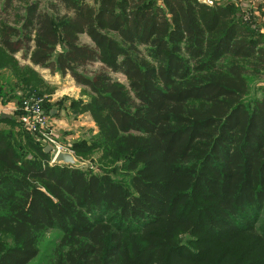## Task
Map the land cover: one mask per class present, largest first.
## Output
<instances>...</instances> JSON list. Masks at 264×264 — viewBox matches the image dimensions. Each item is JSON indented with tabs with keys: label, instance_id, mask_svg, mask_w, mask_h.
<instances>
[{
	"label": "trees",
	"instance_id": "1",
	"mask_svg": "<svg viewBox=\"0 0 264 264\" xmlns=\"http://www.w3.org/2000/svg\"><path fill=\"white\" fill-rule=\"evenodd\" d=\"M0 18V104L43 97L40 66L68 73L86 97L58 111L95 126L62 137L88 162L79 167L51 162L19 107L0 114V264H31L48 230L60 236L46 264H264V24L254 8L0 0ZM54 108L43 102L45 114Z\"/></svg>",
	"mask_w": 264,
	"mask_h": 264
},
{
	"label": "rangeland",
	"instance_id": "2",
	"mask_svg": "<svg viewBox=\"0 0 264 264\" xmlns=\"http://www.w3.org/2000/svg\"><path fill=\"white\" fill-rule=\"evenodd\" d=\"M41 1L44 2V0H41ZM223 1H225V0H223ZM249 17L250 16H246V19H250ZM82 39L87 41L86 37H83ZM16 58L19 59L20 58V54H18ZM21 64L24 65V64H28V63H25V62L21 61ZM97 66H98V64H95L94 68L97 67ZM33 69L38 72L39 76L44 81L43 84L45 85V87L43 89L44 95H43V97H41V99H42V102L40 103L41 107H43V102L45 100H46V102L53 103L55 106H57L59 108L60 107L59 102H61L65 98L67 99L66 100V105L67 106H68V104H69L71 99H82V100L86 99V97L83 96V94H82V91H81L82 88L75 83L73 78L68 73L67 74H61L58 71H50L49 69H46V68H43V67H40V66H33ZM114 75L120 81H122V82L126 81L125 78L121 74H114ZM25 100H27V99H25ZM13 103L15 104V102H13ZM0 105H2V104H0ZM3 106H5V105H3ZM6 106H8V107L4 108V111H2L0 113L1 114L5 113L7 115L13 114L14 111H15V110H12V108H11L13 105L12 104H10V105L6 104ZM17 107L20 108V110L22 111V115L23 116L27 115V113L24 112L23 106L21 104L17 105ZM17 115H18V113H17ZM47 117H48L47 118L48 119L47 120L48 127L51 130V132L54 134L53 137H55L58 141H60L61 143H63L64 145L67 146L66 142H64L62 140V137H63V139H66L64 137L65 134L61 135L62 131H64V128L60 127V129H62V131L59 132V130L55 127V124H53L54 122H52L49 119V116H47ZM67 118H68L69 121H71V120L73 121L74 119H75L74 120L75 122L81 121L82 123L86 124L85 127H90V126L92 127V121L93 120L89 117L88 114H79V115H77L75 117H73L71 115L70 116L67 115ZM87 125H89V126H87ZM78 126H73V127L77 128ZM72 130L75 131L74 128H72ZM80 130H82V132H83L82 136L87 135L90 131H93L92 128H88L85 131L83 128L79 127V131ZM67 131H69V130H67ZM35 137H36V135H35ZM81 137H77V138H81ZM74 139H76V138H74ZM69 140H71V138ZM73 140H72V142H73ZM46 142H47V140H45V144H46ZM72 153L74 154L73 150H72ZM77 160L80 163L79 167H82V166L88 164V162L81 161L78 158H77ZM59 236H60V232L58 230H48V231H46L43 234V237H42L41 242H40L39 255L31 264H46L48 259H49V257H50L53 245L58 241V237Z\"/></svg>",
	"mask_w": 264,
	"mask_h": 264
},
{
	"label": "built area",
	"instance_id": "3",
	"mask_svg": "<svg viewBox=\"0 0 264 264\" xmlns=\"http://www.w3.org/2000/svg\"><path fill=\"white\" fill-rule=\"evenodd\" d=\"M208 3H211V0H205ZM42 102L41 98L37 99H27L24 100L21 105L23 106L24 112L27 113V115L23 116L24 125L25 127L36 135L37 139L44 144V146L50 145L51 146V162H53V159L55 155L62 151H68L72 153V150L69 149L66 145L58 141L54 136V134L51 132V130L48 127L47 122V114L43 112V109L40 105ZM11 107L12 110H16L17 106L16 104H12ZM8 106L0 105V110L4 111V108ZM45 140H47L45 144Z\"/></svg>",
	"mask_w": 264,
	"mask_h": 264
},
{
	"label": "crops",
	"instance_id": "4",
	"mask_svg": "<svg viewBox=\"0 0 264 264\" xmlns=\"http://www.w3.org/2000/svg\"><path fill=\"white\" fill-rule=\"evenodd\" d=\"M241 1H244L245 4H247L251 8H254L255 9V13H256V15L258 17V20L260 22H263V24H264V0H241ZM8 11L10 12L9 9H8ZM9 12L5 14V17H6L7 20H9V24H13L14 18L9 17V14H10ZM4 13H1V15L3 16ZM4 21H5V18H4ZM19 24H20V22H17V24H15V25L18 26ZM262 31L264 32V26L262 27ZM10 104H14V103L12 102V103H9L7 105H10ZM57 108L58 107L55 106V108L53 109L55 111L51 110L53 112L50 113L49 119L52 122H54L53 124H55V127L59 130V132L62 131V129H60V127H63L64 128V131H62V134L61 135L65 134L64 137L66 139H70V138L71 139H74V138H77V137H81L82 134H83V132H82V130L79 131V127L83 128L85 131L88 128H92L93 130H95V126H94V122L93 121H92V127L91 126L90 127H85L86 124L82 123L81 121L75 122L74 121L75 119L73 121L72 120L69 121L68 120L69 117L67 118V115H65L64 111H62V110L58 111ZM0 112H2V111L0 110ZM73 126H78V127L76 128V127H73ZM87 126H89V125H87ZM72 128H74L75 131H73ZM67 130H69V131H67Z\"/></svg>",
	"mask_w": 264,
	"mask_h": 264
},
{
	"label": "water",
	"instance_id": "5",
	"mask_svg": "<svg viewBox=\"0 0 264 264\" xmlns=\"http://www.w3.org/2000/svg\"><path fill=\"white\" fill-rule=\"evenodd\" d=\"M53 111H55V110H53ZM53 111H51V113ZM7 116L8 115L5 113L1 114L2 118L7 117ZM45 151L50 152L51 146L50 145L45 146ZM53 163H62V164H68V165H72V166H79L80 165V163L78 162L75 155L71 152H68V151H62V152L57 153L53 159Z\"/></svg>",
	"mask_w": 264,
	"mask_h": 264
}]
</instances>
